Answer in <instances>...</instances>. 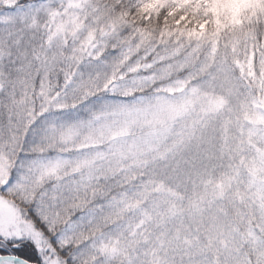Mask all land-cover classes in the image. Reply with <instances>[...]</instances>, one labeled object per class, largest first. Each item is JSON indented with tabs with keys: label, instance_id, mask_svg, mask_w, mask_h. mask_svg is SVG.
<instances>
[{
	"label": "snow or ice",
	"instance_id": "1",
	"mask_svg": "<svg viewBox=\"0 0 264 264\" xmlns=\"http://www.w3.org/2000/svg\"><path fill=\"white\" fill-rule=\"evenodd\" d=\"M0 264H264V0H0Z\"/></svg>",
	"mask_w": 264,
	"mask_h": 264
}]
</instances>
